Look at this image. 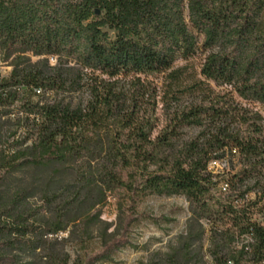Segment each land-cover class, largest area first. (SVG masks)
<instances>
[{
    "label": "trees",
    "instance_id": "1",
    "mask_svg": "<svg viewBox=\"0 0 264 264\" xmlns=\"http://www.w3.org/2000/svg\"><path fill=\"white\" fill-rule=\"evenodd\" d=\"M2 61L0 264L111 261L181 194L140 264H264V0H0Z\"/></svg>",
    "mask_w": 264,
    "mask_h": 264
},
{
    "label": "rangeland",
    "instance_id": "2",
    "mask_svg": "<svg viewBox=\"0 0 264 264\" xmlns=\"http://www.w3.org/2000/svg\"><path fill=\"white\" fill-rule=\"evenodd\" d=\"M111 34L114 35V32L111 31ZM35 59V57H34ZM52 62L55 59L51 58ZM199 60L198 57H194L193 59L189 60L190 62H196ZM185 60L177 61V64L186 63ZM11 65L8 64V61H2L0 63V70L2 74H6L8 70H10ZM211 167L213 166H221V163L218 161L212 162ZM142 208L145 209L150 214L152 213L155 216H162L168 214L169 216H173L175 219L173 221H155L151 219H143L135 226H133L131 232V238L133 241L134 246L125 247L121 249V251L117 252L114 255V258L111 261H105L104 263L100 264H140L141 261L147 260V257L152 253L155 249H167L168 242L180 232L184 228V224L186 218L190 214L188 209V200L184 195H162L150 196L142 205ZM42 212V210H40ZM106 218L116 221L117 216L115 211L112 213H104ZM4 217V216H2ZM66 232H62L59 234L58 238L53 235H48L46 238L47 241L43 243V246L38 248L35 253L32 254L31 252L24 251L25 254L22 258L20 264H26L29 259L35 258L37 254H41L42 256L46 254L47 247L51 242H53L56 238L59 239L62 236H66ZM45 245V247H44ZM55 246L61 247L60 243H54ZM63 245L68 249L71 254L72 258L75 256L77 246L73 245L72 243H63ZM19 250V249H17Z\"/></svg>",
    "mask_w": 264,
    "mask_h": 264
}]
</instances>
